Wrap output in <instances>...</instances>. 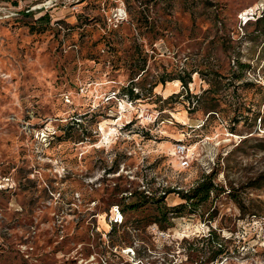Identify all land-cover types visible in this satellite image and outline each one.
<instances>
[{
  "label": "rangeland",
  "instance_id": "rangeland-1",
  "mask_svg": "<svg viewBox=\"0 0 264 264\" xmlns=\"http://www.w3.org/2000/svg\"><path fill=\"white\" fill-rule=\"evenodd\" d=\"M259 11L0 0V264H264Z\"/></svg>",
  "mask_w": 264,
  "mask_h": 264
},
{
  "label": "trees",
  "instance_id": "trees-1",
  "mask_svg": "<svg viewBox=\"0 0 264 264\" xmlns=\"http://www.w3.org/2000/svg\"><path fill=\"white\" fill-rule=\"evenodd\" d=\"M259 13H260V16L259 17H257V19L256 20H258L259 18H262L263 16H264V11H259ZM262 13V14H261ZM179 79H180V81L182 82V85H184V87H185V85L187 84L186 83V81L184 80V79H182V77H179ZM164 81L165 80H162L161 82L162 83H164ZM188 81H190V80H188ZM130 94H133V91H132V89H129V91H128ZM214 186H213V183L211 182V179L209 178V179H207V180H203V181H201L200 183H198V185L194 188V189H192V192L191 193H182V198L183 199H190V198H192V196L193 197H198L199 195H201V194H203L202 195V199H205L206 197H207V195H208V193H209V191L213 188Z\"/></svg>",
  "mask_w": 264,
  "mask_h": 264
},
{
  "label": "built area",
  "instance_id": "built-area-1",
  "mask_svg": "<svg viewBox=\"0 0 264 264\" xmlns=\"http://www.w3.org/2000/svg\"><path fill=\"white\" fill-rule=\"evenodd\" d=\"M176 153L180 158V166L182 168H187L190 166L191 159L193 158V149L190 148L189 145L183 144L182 142H178L175 147ZM251 221L258 220L259 222L264 221V217H255L252 216ZM121 220V219H120Z\"/></svg>",
  "mask_w": 264,
  "mask_h": 264
}]
</instances>
